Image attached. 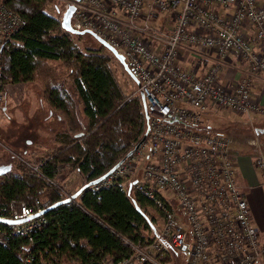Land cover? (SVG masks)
<instances>
[{
  "label": "built area",
  "instance_id": "2783aa9c",
  "mask_svg": "<svg viewBox=\"0 0 264 264\" xmlns=\"http://www.w3.org/2000/svg\"><path fill=\"white\" fill-rule=\"evenodd\" d=\"M70 6L76 7L71 21L75 30L94 33L125 58L140 83L138 94L144 96L149 114L146 142L88 189L93 195L112 188L128 193L132 185V194L147 199L163 220L144 246L124 238L130 254L116 264H164L162 259L172 253L185 255L183 264H263L264 240L237 183L235 140L202 127L213 108L264 117V103L253 95L254 80L264 73V4L258 0H72L65 11ZM26 26L23 17L0 4V109L5 99L3 50ZM185 48L199 50V56L206 55L213 63L203 73L181 67L180 57H189L181 53ZM230 55L248 67L232 90L221 84V63ZM248 145L264 181L262 146L255 139ZM46 162L25 161V165L34 177L70 197L44 174ZM50 206L49 200L40 198L21 205L1 203L0 245L27 239L32 246L36 234L49 223L43 213ZM34 259L29 252L23 264H33Z\"/></svg>",
  "mask_w": 264,
  "mask_h": 264
},
{
  "label": "trees",
  "instance_id": "16d2710c",
  "mask_svg": "<svg viewBox=\"0 0 264 264\" xmlns=\"http://www.w3.org/2000/svg\"><path fill=\"white\" fill-rule=\"evenodd\" d=\"M48 1L0 0L27 21L5 44L4 84H37L44 102L64 119L67 130L57 134L60 145L35 163L47 160L44 174L71 196L123 161L144 137L147 123L140 97L126 96L114 77V56L103 47L83 52L73 34L62 29L61 20L47 13ZM18 168V173L0 176V204L40 198L54 205L67 198L34 177L25 164ZM66 172L82 180L74 191L69 189L77 180ZM150 206L144 197L116 188L95 195L86 190L46 214L49 223L32 246L27 239L0 245V264H23L29 252L35 256L33 264H116L130 254L124 238L144 246L158 231V220L147 213Z\"/></svg>",
  "mask_w": 264,
  "mask_h": 264
},
{
  "label": "rangeland",
  "instance_id": "374dc122",
  "mask_svg": "<svg viewBox=\"0 0 264 264\" xmlns=\"http://www.w3.org/2000/svg\"><path fill=\"white\" fill-rule=\"evenodd\" d=\"M71 1L72 0H49L46 5V11L50 16L62 20L65 6ZM72 38L74 43L78 45L83 52H87V50L98 51L103 47L89 34L81 36L73 35ZM181 53H188V58L191 57L195 60L201 57L202 61L204 60L203 62L207 63H209V61L206 60H210L206 55L199 56L198 54L201 52L194 48H185V50H181ZM188 58L184 56L180 57L179 65L183 68L201 71L196 64L195 66L191 67L190 65L189 67L190 59ZM111 68L117 83L125 95L139 96V86L114 58H112ZM4 94L5 99L0 109V165H12V171L10 173H18L20 172L18 166L25 164V161L34 163L44 158L45 154L50 152V150L44 153L38 152L40 146H45L46 139L44 136H47L46 133L49 130V125L44 120L48 114L45 109L43 110L42 104L44 100L42 99L41 89L35 83L7 85L4 88ZM215 109L213 108L209 113L210 115H208L206 118L207 120H205L206 123L212 125L214 129H222V131H224L226 126H230V128L233 126L240 129L239 120L242 119L238 117L240 115L222 109ZM230 134L237 140H243V135ZM255 136L253 132L252 139H256ZM260 142L262 143V141ZM40 143L42 145H40ZM255 167L262 173L263 177V171L259 169L256 164ZM67 175L69 179L74 178V180H77L72 188L69 189L70 191H74L78 184L79 186L81 185L82 180L74 174L70 176V174L67 173ZM163 193L166 197H170L169 193ZM147 213L150 217L158 220L157 225L158 230H160L163 225V220L159 212L153 206H150L147 208ZM148 236L151 235L148 234ZM167 259L169 261L164 264H183L186 260V256H176L172 253Z\"/></svg>",
  "mask_w": 264,
  "mask_h": 264
},
{
  "label": "crops",
  "instance_id": "0c3cea01",
  "mask_svg": "<svg viewBox=\"0 0 264 264\" xmlns=\"http://www.w3.org/2000/svg\"><path fill=\"white\" fill-rule=\"evenodd\" d=\"M258 1L260 4H264V0ZM249 33L250 35L252 34V32ZM251 36L254 39L253 34ZM253 42L255 43V41ZM236 58L237 57L230 55L221 63V84L229 90H232L236 83L248 73V67L237 61ZM188 59H190L189 67L190 65L192 67L196 64L201 70H198L200 73L206 71L205 69L209 68L211 63H213V59L209 60V63L203 62L202 64L194 58L190 57ZM253 95L258 102L264 103V73L256 76L254 80ZM42 106L43 110L45 109L48 114L44 121L49 125V130L46 133L47 136H44L46 139L44 144L45 146H40L38 152L44 153L50 150L49 153H51L60 145V143L57 141V134L65 132L67 128L64 119L58 112L52 110L44 101ZM238 117L242 118L239 120L240 129L233 126L232 128H230V126H226L224 131H222V129H214V127L206 123V121L204 122L202 129L207 132L223 133L229 136H231L230 133L233 135H243V140H237L231 136L235 140L233 154L238 170L237 183L239 189L246 195L248 199L254 225L257 228L259 235L264 240V181L262 173L255 167L253 148L248 145V142L253 140L252 133L254 132V135H256L255 140H257V142L262 146V150H264V117L255 114L240 115ZM260 141H262V143ZM40 145L42 144L40 143ZM78 187L79 184L77 185L76 189ZM181 217L184 219L183 215H181Z\"/></svg>",
  "mask_w": 264,
  "mask_h": 264
},
{
  "label": "water",
  "instance_id": "95a60500",
  "mask_svg": "<svg viewBox=\"0 0 264 264\" xmlns=\"http://www.w3.org/2000/svg\"><path fill=\"white\" fill-rule=\"evenodd\" d=\"M76 2H79L80 0H75ZM76 11V7L75 6H70L65 13L63 14L62 20H61V27L64 31L71 33L73 35H86L89 34L91 36H93L104 48H106L113 56L114 58L121 64V66L124 68V70L132 77V79L137 83L138 86H140L139 81L137 80V78L134 76L133 72L130 70L128 64L125 61V58L118 54V52L112 48L109 44H107L105 41H103L102 39H100L97 35H95L94 33L90 32V31H77L72 27L71 21L73 18V15ZM141 101L143 103V108H144V113H145V118H146V123H147V130L146 133L144 135V137L142 138V140L139 142V144H137V146L134 148L133 151H131L126 158L121 161L120 163H118L110 172H108L106 175L102 176L101 178L92 181L88 184H85L80 190H78L76 193H74L73 195H71L70 197L66 198L65 200H62L52 206H50L48 209H46L44 211L43 214H47L50 211L56 209L57 207L67 204V203H71L75 200H77L86 190H88L91 186L96 185L98 183H100L103 179L107 178L108 176H110L125 160H127L128 158L132 157L139 149L140 147L146 142L147 137H148V133H149V126H148V122H149V114H148V110H147V106H146V101L143 95H141ZM12 171V165H2L0 166V176H5L8 175L10 172ZM128 194L131 196L132 195V185L129 188V192ZM135 207L137 209L138 212H140L142 215L145 216V218L147 219V221L149 223L150 219L148 218V216L141 210V208L138 206V204L135 202ZM27 221V220H25ZM9 224L15 225L17 224L16 221H8ZM185 249V248H184Z\"/></svg>",
  "mask_w": 264,
  "mask_h": 264
},
{
  "label": "flooded vegetation",
  "instance_id": "af4514ba",
  "mask_svg": "<svg viewBox=\"0 0 264 264\" xmlns=\"http://www.w3.org/2000/svg\"><path fill=\"white\" fill-rule=\"evenodd\" d=\"M0 166H2V165H0Z\"/></svg>",
  "mask_w": 264,
  "mask_h": 264
}]
</instances>
